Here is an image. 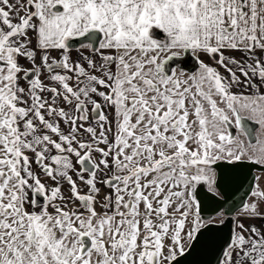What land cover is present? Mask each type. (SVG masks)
I'll list each match as a JSON object with an SVG mask.
<instances>
[{
    "label": "snow or ice",
    "instance_id": "obj_1",
    "mask_svg": "<svg viewBox=\"0 0 264 264\" xmlns=\"http://www.w3.org/2000/svg\"><path fill=\"white\" fill-rule=\"evenodd\" d=\"M262 178L264 0H0V264H264Z\"/></svg>",
    "mask_w": 264,
    "mask_h": 264
},
{
    "label": "water",
    "instance_id": "obj_2",
    "mask_svg": "<svg viewBox=\"0 0 264 264\" xmlns=\"http://www.w3.org/2000/svg\"><path fill=\"white\" fill-rule=\"evenodd\" d=\"M250 127H252L253 130L256 128L255 125H250ZM222 168L224 176V179L221 181L222 190L230 198H234L236 201H239L240 196L244 191L242 188L240 192H236V188L240 182L243 180L245 187H247V183L250 181L251 177L256 175L257 172H260L259 166L252 164H244L241 167L235 169H232L227 165H223ZM251 182L255 183L254 181ZM233 193H235L234 197ZM198 199H200L202 203L205 215L211 214V210L217 206V200L212 196V194L207 193L204 189L198 190ZM230 226V223H226L219 229L210 230L209 233L206 234V242L198 243L196 248H194L191 253L179 260V264H212V247L215 244L217 238L227 237ZM201 239L205 240V237L202 236Z\"/></svg>",
    "mask_w": 264,
    "mask_h": 264
},
{
    "label": "flooded vegetation",
    "instance_id": "obj_3",
    "mask_svg": "<svg viewBox=\"0 0 264 264\" xmlns=\"http://www.w3.org/2000/svg\"><path fill=\"white\" fill-rule=\"evenodd\" d=\"M184 66H185V68H190L191 67V61L190 60H186L185 62H184ZM257 127V126H256ZM256 129V128H255ZM255 129H254V134H255ZM233 133L235 134V129H233ZM244 139H245V142H247V138L246 137H244ZM257 173H261V172H257ZM257 173H256V175H257ZM259 220H257L256 221V224H257V227H260L261 226V224H262V222L261 221H259Z\"/></svg>",
    "mask_w": 264,
    "mask_h": 264
},
{
    "label": "rangeland",
    "instance_id": "obj_4",
    "mask_svg": "<svg viewBox=\"0 0 264 264\" xmlns=\"http://www.w3.org/2000/svg\"><path fill=\"white\" fill-rule=\"evenodd\" d=\"M257 175H262V173H257ZM261 186L264 187V178L261 179L260 181ZM259 222V221H258ZM256 224V223H255ZM257 225V224H256Z\"/></svg>",
    "mask_w": 264,
    "mask_h": 264
},
{
    "label": "crops",
    "instance_id": "obj_5",
    "mask_svg": "<svg viewBox=\"0 0 264 264\" xmlns=\"http://www.w3.org/2000/svg\"><path fill=\"white\" fill-rule=\"evenodd\" d=\"M254 223H256V221H254Z\"/></svg>",
    "mask_w": 264,
    "mask_h": 264
}]
</instances>
